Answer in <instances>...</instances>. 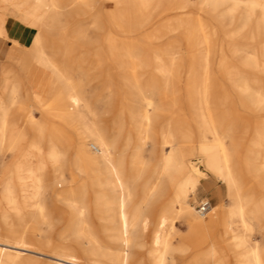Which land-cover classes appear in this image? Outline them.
Segmentation results:
<instances>
[{"label":"bare ground","instance_id":"bare-ground-1","mask_svg":"<svg viewBox=\"0 0 264 264\" xmlns=\"http://www.w3.org/2000/svg\"><path fill=\"white\" fill-rule=\"evenodd\" d=\"M94 1L0 0V44L4 43L6 38H10V44L19 46L27 55V59H22L25 66L21 69H24L23 72L14 73L12 79H8V75L12 73L13 68L6 65L0 67V155L10 153L13 157V162L9 165L5 175L8 184L3 185V190L15 194L2 195L0 198V203L10 208L8 211H1L3 229L0 233V264H26L23 256L43 254L38 249L40 247L28 242L26 238H31L33 235L30 230L35 223L39 220H47V216L42 213L41 197L51 183H61L60 186L63 183L64 187L60 192L64 196L82 194L85 190L103 191L99 202L110 205L113 218L118 222L116 228L118 234L114 237L121 242L117 253L113 255L116 256L117 264H128L126 256H129L127 252L129 243L133 238L135 240L138 237L133 228L137 225L144 228L147 225L148 216L144 213L147 203L164 187L169 189L168 200L165 205L159 207L158 214L156 211V218L152 220L154 227L152 243L161 244L160 247H155L150 251L153 264H166L165 253L172 248L170 230L178 215L183 216L187 221L189 229L205 234H211L217 225L221 224L223 231L220 234L230 241L229 245L234 256L249 257L252 264H264V245L259 247L257 243H249L251 228L248 224L250 214L254 213L260 223V228H258L264 239V116L258 118V124L252 129L249 138L250 147L246 149L243 166L242 163L240 164L242 160H236L237 155L235 157L234 149L232 151L231 147L226 144L223 135L227 129H230L236 136L243 125L246 128L249 127L248 122L239 119L241 111L264 112V77H258L264 76V43L257 48L256 52L243 55L244 64L239 66L238 63L237 65L229 60L230 58L228 59L227 53L234 54L240 50L232 47L231 44L224 47L216 40V36L220 34V28L217 24L211 25L204 21L201 13L190 11L192 0H110L117 4L119 9L112 11L108 27L118 32H137L148 22L155 11L157 14L154 17L158 19L161 15L169 16L163 19L157 30L150 33L149 39H157L168 33L183 30L187 61L184 63L181 57V49H179L181 44L177 39L171 40L164 48L162 47L161 54L155 59L148 60L146 56L131 55L132 41V43L129 41V44L120 43L109 33L103 42V48L97 47L91 53L90 59L95 64L102 60V53H106L109 60L116 62L120 67L121 71L118 74H115L112 65L108 64L106 70L107 78H116L121 81L128 94L126 102L121 106L114 120V127L117 130L123 127L125 115L131 122L134 138L142 136L143 131L152 123L146 107L150 105V97L145 96L140 99L142 103L140 106L132 102L130 95L137 86H143L150 92L156 90L161 93L168 108H172L182 94L188 102L196 103L204 137L199 145L197 158L209 172L225 183L230 199L228 205L213 206L207 216L195 210L193 204L189 202L190 195L194 193L200 178V175L192 170H199V167L192 157H188L186 150H189V146L188 149H176L174 145L173 131L179 128L188 131L184 121L167 122L163 132L164 144H168L170 150L163 157H159L158 169H153L158 178L151 183L144 182L141 194L133 200L130 198L131 185L132 182L141 178L144 160L139 155L134 157L135 161L131 160L129 163L123 158H117V137L106 134L96 121L93 120L88 124L86 137H90L92 143L97 145L98 154L87 148L85 136L78 139L73 160L69 165L67 164L70 180L66 181L63 176L66 161L62 148L69 138L62 128L57 125L48 127L30 118L33 130L29 133L12 113L11 107L17 100V84L25 73H30V67L34 62L42 68L49 69L55 80L51 89H48L50 91L47 92L46 97H43L44 99L40 97V94L33 92V97L38 104L44 109L50 108V113L66 124L81 120L86 112L94 115L87 101L82 79L76 81L66 66V54L73 46L76 38L75 28L78 24H67L63 19L68 6L79 3L88 6ZM195 1L197 4H210L215 8L229 1L232 4L230 12L238 5H245L248 9L247 19H255L256 14L259 13L255 23L252 22L254 25L250 27L253 32L264 37V0ZM8 16H13L30 26L31 31H29L27 40H24L25 36L19 39L8 35L5 27ZM183 16L189 18L180 19ZM229 23H231L230 20ZM249 25L245 22L239 27L240 31L245 30ZM235 35L239 37L240 33L233 34L232 32L227 37L232 38ZM242 45L244 48L249 47L253 45V42L241 40ZM215 52L220 56L216 57L214 65L213 54ZM83 61L86 60L79 59V62ZM166 92L173 95L164 97ZM244 99L248 103L244 102ZM233 103L239 105L242 108L241 111L235 109ZM134 110L140 114L136 128L132 121ZM15 128L18 129L14 130ZM133 136L129 133L123 145L128 146ZM183 139L188 143L191 141L189 135L188 137L183 136ZM249 162L253 166L252 173L248 168ZM252 174L258 179L253 181L248 179L249 175L253 176ZM79 178H83V182L76 185ZM9 183L13 186H9ZM28 185H33L34 188L31 191L30 201L26 203V199L22 200V197L20 199L17 192L20 196L23 195ZM111 192L118 193L116 195L119 197L112 200L108 197ZM130 203L133 204L131 213L128 209ZM95 213L97 214L98 211ZM233 218H238L244 224L245 230L241 234L234 232ZM162 228L165 229L161 231ZM211 251L212 248L206 249L199 256H207V253ZM49 256L55 260L56 264L77 263V259L71 256H62L57 253H51ZM91 264L99 263L92 262ZM197 264H206V260Z\"/></svg>","mask_w":264,"mask_h":264},{"label":"rangeland","instance_id":"rangeland-1","mask_svg":"<svg viewBox=\"0 0 264 264\" xmlns=\"http://www.w3.org/2000/svg\"><path fill=\"white\" fill-rule=\"evenodd\" d=\"M113 4L114 2H111L110 0H95L88 6L81 3L73 4L68 6L66 8L67 10L65 9L66 13L63 17L67 24H78V27L75 28L76 38L73 42V46L66 54V66L76 81L80 78L82 79L86 91V98L94 115L86 112L85 116L81 120L74 121L72 124H66L55 118L50 113V108L44 109L42 105L38 104L33 97V92L40 94V97L44 99L48 94L47 92L50 91L48 89H51L55 80L53 73L49 69L42 68L34 62L30 67V73H25L22 76L21 81L17 84V100L11 107L12 113L16 115L19 119V123L24 125L29 133L33 130L29 121L30 118L34 119L38 123H44L48 127L51 125H57L62 128L69 138L67 143H65L62 148L65 153L66 161L63 169V176L66 181L70 180L67 164L69 165L73 160V154L76 151L77 141L81 137L87 136L86 129L88 124L93 120L96 121L97 125L106 134L111 137H117V158H123L127 163H129L131 160H134V157L139 155L144 160V168L141 178L136 180V182H132L131 185L132 194L130 195V198L133 200H136L141 194L144 182L151 183L156 181L158 178L157 174L153 172V169H158V165L160 163L159 157H163V155L170 150V146L168 144H164L165 137L163 132L167 122L172 120L184 121L188 131H184L182 128H179L177 131H173V138L175 139L174 145L175 148L177 147L176 149H188L189 146V150H186L188 151V157H192V160L195 161L196 165L199 167V170H192L193 172L199 174L200 178L194 193L190 195L189 202L193 204L195 210H198V203L200 200H209L211 208L206 213L205 216H207V214L212 211L213 206L217 205L218 207H221L228 205L230 203V199L227 195L225 183L209 172L204 164L199 162L197 158L199 145L204 137L200 126V118L196 103L188 102L185 99L184 94H182L181 98L176 100L174 106L172 108H168L164 103V99H162L163 95L161 93L156 90L150 92V90L143 86H137L132 90L130 95L133 99L132 102L135 105L140 106L142 105L140 99H143L145 96L150 97V105L146 107L150 113L152 123L143 131L141 134L142 136H139L140 138H134L131 122H129V117L127 115L123 118L124 125L120 130H117V128L114 127L116 114L120 110L121 106L126 102V96L128 94L121 81L116 78H107L106 70L109 65H112L115 69V74H118L121 71L120 67L116 62H111L106 53H102V60H99L97 64L92 62L90 59L92 56L91 53L94 49L97 47L103 48V42L105 41V38L108 37L107 34L109 33L110 35L112 34V37L114 36L113 38L120 43L129 44L132 41L133 46L131 55H137L138 57L146 56L148 60L155 59V57L161 54L160 51L171 40L177 39L181 44L179 45V49H181V57L184 60V63H186L187 50L183 40V30L171 32L168 33L169 35L166 34L163 37L150 40V33L160 27L163 19L169 17L161 15L158 19L157 17H154L157 14V11H155L152 17L149 18L148 22L141 27L142 29L140 28L141 30L139 29L134 33L118 32L117 30L108 27L109 16L111 13L119 9L117 4ZM204 5L197 4L195 0H192V4L189 8L190 11H196V13L199 14L201 13L204 21L208 24H217V27L220 28V34L216 36V40L222 43L224 47L231 44L232 47L234 46L235 48H238L240 51L236 52L237 55L236 53H227L228 59L230 58L229 60L235 64L238 63L239 66H243V55L256 52L257 48L264 43V37H262L259 33L257 34L256 32H253L251 28L258 18L259 13L258 15L256 14V18H253V20L247 19L248 9L242 4L234 7V9H231V12L229 9L232 4L229 1L224 2V4L222 3L220 6H217V8L210 4ZM221 16L223 20L221 19ZM188 18L189 17L183 16L180 19L186 20ZM228 19L231 23H229ZM245 22L250 24L247 27L248 29L246 28L245 30L240 31L239 27L243 26ZM22 23L23 22H20L19 19L13 16H8L5 22V27L6 29L17 28L18 32H21L23 36H25L26 39L24 40H27V36L29 35L31 28L25 23ZM232 32L233 34L237 32L240 33V38L236 35L232 38L227 37ZM9 40L11 41L10 38H6L4 40L1 49L10 47ZM241 40L252 41L253 45L244 48L243 45L241 46ZM14 53V55L11 54V56L13 55V60L10 64L13 71L8 75V79H12L15 75L14 73L20 71L23 72L24 69L21 70L22 67H25L23 62L27 59V55L24 54V60L21 61V48H18ZM6 55L7 54L0 51V67L6 65L9 61L6 58ZM219 56L220 54L217 52L213 54L214 65ZM79 59L86 61L79 62ZM2 75L3 77H6L5 74ZM258 77L262 78L264 76L261 75ZM181 86L183 88V84ZM172 95L173 94L166 92L164 97H171ZM244 102L248 103L245 99ZM233 105H235V109L241 111L242 108H240L239 105L236 103H233ZM137 112V110H134L132 114V121L134 126L136 125L138 127L140 114L139 112L137 114ZM241 112L242 113H239V119L243 120V122H248L249 127L246 128V126L244 127L243 125V130L241 129L236 136L230 129H227L223 135L226 144L231 147L232 151L234 149L233 152H235V157L237 155L236 160H242L240 161V164L242 163L241 165L243 166V162H245L246 157V149L250 147L249 138L251 136L252 129L258 124V118L260 116H264V112ZM17 129L18 128H15L14 130ZM129 133H131L133 138L131 137L128 146H124V139ZM188 135L191 140L189 141L190 144L183 139V136L188 137ZM86 142L87 148L95 154H98V147L92 143V139L90 137H86ZM255 156L256 153L254 158ZM31 160L33 162V159ZM12 162V154L6 153L4 155H0V198L2 195H15L13 192L8 193L3 190V185L8 184L6 183L5 175ZM250 163L251 162L248 163V168L252 173L253 166H251ZM248 179L253 181L258 178L255 175H249ZM82 182L83 178H79L76 185ZM9 184V186H13L12 183ZM60 184L61 183H51L42 194V213L47 216V220H39L35 223L32 230H30L31 233L33 232V235L31 238L27 237L26 240L40 247L38 249L43 254L36 253L34 256H23L26 264H56L55 260L49 256L51 253L74 257L77 259L76 264H91L92 262L99 264H117L115 259L116 256L113 255L117 253L118 245L121 242L114 237L118 234L116 230L118 222L113 218L110 205L99 202L103 191L85 190L82 194L78 193L64 196L60 192L64 185L62 183V186H60ZM27 187L28 188L24 191L23 195L20 196V193L17 192L20 199L21 197L22 200L26 199V203L30 201L31 191H33L34 188L33 185H28ZM116 194L118 195V193L111 192L108 197L112 200L117 199L119 196ZM114 196H116V198ZM168 197L169 189L168 187H164L161 192L156 194L152 200L147 203L144 210V213L148 216L146 222L147 225H145L144 228H141L139 225L133 228L134 233L137 232L135 235L138 237H136L135 240L133 238L129 243L130 246H128L127 250L129 256H126L128 264H153V256H150V251L154 250L155 247H160L161 244L159 243L154 245L152 243V229H154L152 220L156 218L160 209L159 207L166 204ZM132 205L133 204L131 203L128 205L130 213L131 210H133ZM9 209L10 208L6 204L0 203V233L3 229L1 211H8ZM95 211H98V215ZM172 215H175L174 211ZM248 224L251 228V238L249 243H257L259 247H262L264 245V239L261 236L262 233L259 229L260 223L254 213L250 214ZM108 228L112 230L110 231ZM232 228L236 234H241L245 230L244 224L238 220V218H233ZM164 229L165 228H162L161 231ZM222 231L223 227L221 224H218L215 231H212L211 234H205L204 232L198 230H191L189 229L188 223L183 216L178 215L173 222L172 229L170 230L172 248L167 250L165 253L166 264H197L203 260H206V264H252L249 257L234 256L229 245L230 241L226 240L220 234ZM209 248H212V251L208 252L207 256H199L204 250Z\"/></svg>","mask_w":264,"mask_h":264},{"label":"crops","instance_id":"crops-1","mask_svg":"<svg viewBox=\"0 0 264 264\" xmlns=\"http://www.w3.org/2000/svg\"><path fill=\"white\" fill-rule=\"evenodd\" d=\"M6 30H7V33H8L9 36L11 35L12 37L19 38V39H23V37H24L21 32H18L17 28H15V29H12L11 28V29H6ZM2 46H3V42L0 44V51L3 52L4 54H7L6 55V58L9 61H8V63L6 65L8 67H11L12 68V66H10V64L12 63V60H13V57L12 56L15 54L14 52L17 51V49L20 48V47L19 46H13L12 44H10V47L9 48H6V49L3 48V49H1ZM11 54H13V55L11 56ZM20 58H21V61L24 58V51L23 50H22V55H21Z\"/></svg>","mask_w":264,"mask_h":264},{"label":"built area","instance_id":"built-area-1","mask_svg":"<svg viewBox=\"0 0 264 264\" xmlns=\"http://www.w3.org/2000/svg\"><path fill=\"white\" fill-rule=\"evenodd\" d=\"M211 208V204L209 200L207 199H202L198 203V211L201 214H206Z\"/></svg>","mask_w":264,"mask_h":264}]
</instances>
